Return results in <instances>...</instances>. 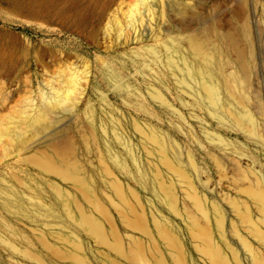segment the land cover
Wrapping results in <instances>:
<instances>
[{"label":"bare ground","instance_id":"1","mask_svg":"<svg viewBox=\"0 0 264 264\" xmlns=\"http://www.w3.org/2000/svg\"><path fill=\"white\" fill-rule=\"evenodd\" d=\"M245 32L243 29L239 35ZM162 38L156 36L153 39L159 41L156 46H142L139 53L132 51L126 57L135 70H140L143 78L146 72L154 71L149 64L156 68L155 76H148L149 82L147 78L143 80L144 97L141 90L122 82L119 70L108 65L101 68L102 77L109 86L117 89L122 102L144 116L141 121L134 118L127 121L138 144L133 145L122 133L119 120L110 116L109 130L103 124L99 125L103 137L99 141L104 154L91 148V142L96 140L94 128L89 130L87 140H80L83 158L78 160L70 143L67 144V155L57 151L48 154L44 149L37 150L40 142L37 146L33 144L52 131L57 121L48 117L49 114H37L33 122L25 125L29 137L22 145H27L24 153H28L23 161L41 179L55 180L49 186V197L55 199L59 210L35 202L29 193L31 189L25 193L26 186L19 192L15 188L5 190L4 184L0 189L2 209L18 221L27 220L36 246L61 264H193L188 259L181 235L192 255L203 264H264V181L254 168L256 159L239 151L238 146L245 148L243 144H234L224 135L200 127L207 144L236 158L237 197L226 201L233 216L226 224L222 207L208 200L196 186L198 182L202 189H208V179L201 181L200 169L192 155L189 153L184 158L181 146L153 124V119L159 117L152 114L143 101L148 99L166 114L185 122L162 92L163 88L171 91L164 85L167 80L193 120L203 123L201 116H195L199 111L219 128L242 136L264 150L263 131L249 107L246 92L248 64L244 62V52L238 51L242 66L236 67L231 75L227 73L229 64H222L220 59L226 52L222 45H235L240 38L222 35L218 37L220 45L214 46L209 45L207 36L201 39L183 34ZM3 60L0 54V69ZM87 120L93 125L90 116ZM15 121L11 124L14 126H0L2 135L11 137L10 132L22 124ZM56 136L50 134L47 141ZM188 137L200 146L193 132L189 131ZM111 138L125 158L111 148ZM205 156L212 157L218 167L222 165L221 159L208 151ZM241 161L250 167L242 168ZM137 189L145 191L149 197L145 205L141 203ZM0 223L6 230L11 228L1 219ZM114 224L120 226L123 235ZM226 233L233 237L235 246L228 242ZM12 237L17 241L22 239ZM82 238L95 248L94 261L86 254ZM7 239L0 236V248L8 255L10 263H18L20 259L45 264L31 250ZM24 240L33 247L29 240Z\"/></svg>","mask_w":264,"mask_h":264},{"label":"rangeland","instance_id":"2","mask_svg":"<svg viewBox=\"0 0 264 264\" xmlns=\"http://www.w3.org/2000/svg\"><path fill=\"white\" fill-rule=\"evenodd\" d=\"M243 29H246L245 34L239 35ZM183 34L201 39L207 36L210 46L220 45L218 37L222 35L240 38L235 45H222L226 52L220 59L222 64H229L227 73L231 75L236 67L242 66L238 51L244 52V62L249 65H246L249 107L264 135V0H0V54L4 58V65L0 69V126H14L11 124L15 120L22 123L17 129L21 137L17 130L10 132L13 136L11 138L10 135H2L0 129V189L4 184L5 190L15 188L20 192L26 186L28 189H25V193L31 189L29 193L35 202L59 210L55 199L49 197V186L54 179L45 178L48 180L45 182L23 161L28 153H24L27 145H22L29 137V129L25 130V125L33 122L37 114H49L48 117L57 121L53 132L48 131L47 135L33 144L37 146L40 142L41 146L37 150L44 149L48 154L57 151L67 155V144L70 143L78 160L83 158L80 140L85 139L92 128L96 134V143L91 142V148L104 154L99 141L103 140L99 125L103 124L109 130L111 117L119 120L124 136L133 145H137V138L127 121L133 118L141 121L144 116L133 106L122 102L117 89L109 86L102 77L101 68L108 65L119 70L122 82L141 90L144 97L141 87L143 80L147 78L149 82L148 76L154 77L156 68L149 64L154 71L146 72L143 78L140 70H135L126 57L132 51L139 53L142 46H156L159 43L153 40L156 36L165 38ZM164 85L171 90L168 92L162 89L166 100L185 118V122L166 114L163 109L144 98L148 110L159 117L153 119V124L162 132L170 134L171 139L181 146L184 158L189 153L192 155L200 169L201 181L208 179V189H202L198 182L196 186L200 187L208 200L222 207L226 214V224H229L233 216L226 201L237 197L236 158L228 153L222 154L213 145L207 144L200 127L220 133L234 144H243L245 148L238 146L239 151L256 159L254 168L263 181L264 150L242 136L224 131L199 111L195 112V116H201L203 123L193 120L190 111L179 102L167 80H164ZM182 99L186 101V98ZM88 116L93 125L89 124ZM169 122L174 129L169 126ZM189 131L195 134L200 146L189 139ZM53 133L57 134L56 138L47 141ZM109 144L117 154L125 158L112 138ZM207 151L221 159L220 167L213 162L212 157L205 156ZM91 160L94 161L93 157ZM240 163L244 169L250 167L244 161ZM63 188L67 189L65 186ZM133 189L136 190L135 187ZM137 191L141 195V203H148L146 200L149 197L145 191ZM0 205V219L11 227L6 230L0 223V236L21 248L31 250L45 264H61L36 246L27 220L14 219L2 209L1 200ZM146 213L149 214L147 209ZM174 224L178 225V222L174 221ZM114 225L123 235L120 226ZM227 234L226 237L230 236L227 237L228 242L235 246L233 237ZM12 236L22 239L17 241ZM180 238L186 245L190 262L203 264L192 255L185 238L182 235ZM24 239L29 240L33 247ZM81 240L86 254L94 261L95 248L86 239ZM0 256V264H32L20 259L18 263H10L8 255L1 248Z\"/></svg>","mask_w":264,"mask_h":264}]
</instances>
